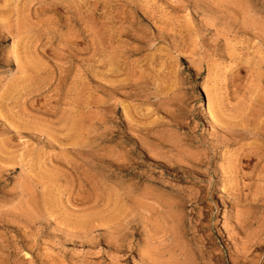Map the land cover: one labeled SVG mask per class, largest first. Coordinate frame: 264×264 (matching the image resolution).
<instances>
[{"label":"rangeland","instance_id":"rangeland-1","mask_svg":"<svg viewBox=\"0 0 264 264\" xmlns=\"http://www.w3.org/2000/svg\"><path fill=\"white\" fill-rule=\"evenodd\" d=\"M0 264H264V0H0Z\"/></svg>","mask_w":264,"mask_h":264},{"label":"bare ground","instance_id":"bare-ground-1","mask_svg":"<svg viewBox=\"0 0 264 264\" xmlns=\"http://www.w3.org/2000/svg\"><path fill=\"white\" fill-rule=\"evenodd\" d=\"M229 131V130H228ZM232 132V131H231ZM241 134V133H240ZM231 137V136H230ZM163 166V165H162Z\"/></svg>","mask_w":264,"mask_h":264}]
</instances>
